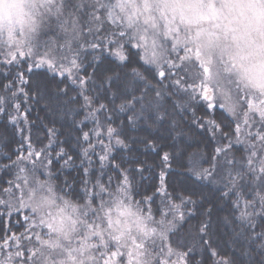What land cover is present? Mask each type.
Returning a JSON list of instances; mask_svg holds the SVG:
<instances>
[{
  "label": "snow or ice",
  "instance_id": "snow-or-ice-1",
  "mask_svg": "<svg viewBox=\"0 0 264 264\" xmlns=\"http://www.w3.org/2000/svg\"><path fill=\"white\" fill-rule=\"evenodd\" d=\"M0 264H264V0H0Z\"/></svg>",
  "mask_w": 264,
  "mask_h": 264
},
{
  "label": "trees",
  "instance_id": "trees-1",
  "mask_svg": "<svg viewBox=\"0 0 264 264\" xmlns=\"http://www.w3.org/2000/svg\"><path fill=\"white\" fill-rule=\"evenodd\" d=\"M189 151L195 153V152L197 151V149H196L195 147H192ZM149 159H155V157H154L153 155H150V156H149ZM174 179L182 180V177H181L179 174H177V175L174 177ZM191 223L194 225V224L196 223V221H195V220H192Z\"/></svg>",
  "mask_w": 264,
  "mask_h": 264
}]
</instances>
